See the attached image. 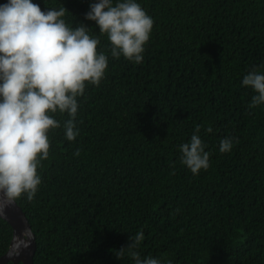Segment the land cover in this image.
I'll use <instances>...</instances> for the list:
<instances>
[{
  "label": "trees",
  "instance_id": "trees-1",
  "mask_svg": "<svg viewBox=\"0 0 264 264\" xmlns=\"http://www.w3.org/2000/svg\"><path fill=\"white\" fill-rule=\"evenodd\" d=\"M34 2H61L71 26L94 27L84 15L95 0ZM137 2L154 20L144 60L109 55L78 98L79 135L49 132L39 191L16 200L36 235L34 264H133L115 253L140 230L137 251L164 264H264V105L250 109L256 93L242 85L264 71V0ZM197 126L210 166L193 175L180 145ZM226 137L234 146L221 153ZM12 240L0 218V258Z\"/></svg>",
  "mask_w": 264,
  "mask_h": 264
},
{
  "label": "clouds",
  "instance_id": "clouds-1",
  "mask_svg": "<svg viewBox=\"0 0 264 264\" xmlns=\"http://www.w3.org/2000/svg\"><path fill=\"white\" fill-rule=\"evenodd\" d=\"M60 4L55 8L45 4L46 10L34 0L0 4V215L16 200L36 197L42 184L38 169L49 158V132L63 128L68 141L77 138L78 98L84 96L86 85L100 84L109 55L141 63L153 29V18L137 0L90 3L84 20L92 22V28L77 21L71 26L66 20L70 12ZM96 28L107 35L108 54L97 50L101 40L92 34ZM242 85L256 93L250 109L264 105V71L251 69ZM56 113L68 119L61 123ZM195 132L180 145L181 163L193 175L210 166L207 145L198 135L200 126ZM234 142V137L222 139L220 152H231ZM75 155H80L79 150ZM26 236L17 239V249L30 246L31 233ZM144 239L143 230L129 236L128 244L116 251L117 258L129 256L133 264H164L160 258L140 255L137 249Z\"/></svg>",
  "mask_w": 264,
  "mask_h": 264
},
{
  "label": "water",
  "instance_id": "water-1",
  "mask_svg": "<svg viewBox=\"0 0 264 264\" xmlns=\"http://www.w3.org/2000/svg\"><path fill=\"white\" fill-rule=\"evenodd\" d=\"M0 218L5 220L13 229V240L9 251L0 258V264H34L37 251L36 235L27 215L17 202L8 205ZM31 233L30 246L16 248L17 239H27L26 234Z\"/></svg>",
  "mask_w": 264,
  "mask_h": 264
}]
</instances>
